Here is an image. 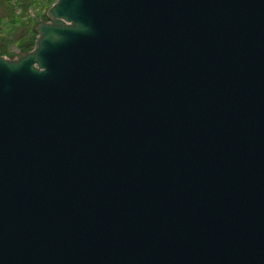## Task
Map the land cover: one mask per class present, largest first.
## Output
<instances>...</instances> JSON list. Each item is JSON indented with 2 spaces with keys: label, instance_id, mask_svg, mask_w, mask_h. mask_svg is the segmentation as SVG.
<instances>
[{
  "label": "water",
  "instance_id": "1",
  "mask_svg": "<svg viewBox=\"0 0 264 264\" xmlns=\"http://www.w3.org/2000/svg\"><path fill=\"white\" fill-rule=\"evenodd\" d=\"M0 57V264H264V0H57Z\"/></svg>",
  "mask_w": 264,
  "mask_h": 264
},
{
  "label": "rangeland",
  "instance_id": "2",
  "mask_svg": "<svg viewBox=\"0 0 264 264\" xmlns=\"http://www.w3.org/2000/svg\"><path fill=\"white\" fill-rule=\"evenodd\" d=\"M57 0H25L19 2L12 0L11 5L14 9L15 18H4L0 22V57L7 60H15L21 54L32 51L39 37L38 27L42 23H50L48 11ZM22 6H26V11ZM22 9L24 12H22ZM0 8V18L2 15ZM22 22V25L19 23ZM34 32V35H33ZM34 38L29 50H22L21 39L29 41Z\"/></svg>",
  "mask_w": 264,
  "mask_h": 264
},
{
  "label": "trees",
  "instance_id": "3",
  "mask_svg": "<svg viewBox=\"0 0 264 264\" xmlns=\"http://www.w3.org/2000/svg\"><path fill=\"white\" fill-rule=\"evenodd\" d=\"M11 1L12 0H0V8L2 9V15H1V18H0V22L2 21V19L8 17V18H15L14 16V9L11 5ZM19 2H25V0H18ZM23 9L26 11V6H22ZM22 9V12H24V10ZM20 25H22V22L19 23ZM33 35H34V32H33ZM25 39H21L20 41V44L22 45V50H29L31 45L33 44V41H34V38H32V40H28L26 39V43L23 44V41Z\"/></svg>",
  "mask_w": 264,
  "mask_h": 264
}]
</instances>
